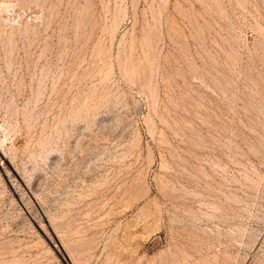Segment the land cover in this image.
<instances>
[{
  "label": "rangeland",
  "instance_id": "obj_1",
  "mask_svg": "<svg viewBox=\"0 0 264 264\" xmlns=\"http://www.w3.org/2000/svg\"><path fill=\"white\" fill-rule=\"evenodd\" d=\"M0 264H264V0H0Z\"/></svg>",
  "mask_w": 264,
  "mask_h": 264
}]
</instances>
